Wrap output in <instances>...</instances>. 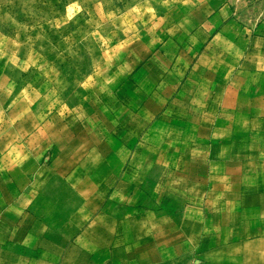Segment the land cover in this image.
Masks as SVG:
<instances>
[{"label":"crops","instance_id":"obj_1","mask_svg":"<svg viewBox=\"0 0 264 264\" xmlns=\"http://www.w3.org/2000/svg\"><path fill=\"white\" fill-rule=\"evenodd\" d=\"M262 6L181 0L77 121L12 108L0 264H264Z\"/></svg>","mask_w":264,"mask_h":264},{"label":"rangeland","instance_id":"obj_2","mask_svg":"<svg viewBox=\"0 0 264 264\" xmlns=\"http://www.w3.org/2000/svg\"><path fill=\"white\" fill-rule=\"evenodd\" d=\"M180 1L0 0V139L12 140L14 107H35L40 122L49 111L55 123L64 113L68 121L85 116L109 88L121 47L158 37L160 19ZM233 2L252 16L264 0Z\"/></svg>","mask_w":264,"mask_h":264}]
</instances>
